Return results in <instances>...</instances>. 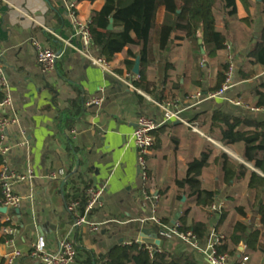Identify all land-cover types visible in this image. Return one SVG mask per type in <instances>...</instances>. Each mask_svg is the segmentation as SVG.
<instances>
[{"label":"crops","instance_id":"1","mask_svg":"<svg viewBox=\"0 0 264 264\" xmlns=\"http://www.w3.org/2000/svg\"><path fill=\"white\" fill-rule=\"evenodd\" d=\"M248 2L237 0V13L231 17L225 14L220 2L215 9L216 26L227 32L226 45L231 46L235 54L237 75L234 88L227 94V99L197 100L193 96L199 91L212 92L220 65L226 62L228 47L209 58L193 40L176 39L183 36L180 33L174 34L171 47L161 52L159 35L154 33L155 60L149 63L147 58L143 61L144 41L131 30L138 43L117 53L108 71L93 62V59L102 57L100 48L94 43L91 46L85 44L70 17V6L75 4L74 10L84 21L90 22L93 13L102 9L105 0H0V62L12 98V104L3 112L18 119L8 129L6 140L7 144L15 146L6 157L0 156V169L6 161L13 170L25 171L31 167L34 172L32 181L16 186V192L24 200L14 213L19 227L16 246L22 254L15 264H40L30 256V250L40 236L45 238L50 251H56L58 241L67 235L73 220L63 193L68 180L65 170L71 164L73 170L80 168L79 159L83 171L90 170L92 187L103 190L100 205L90 212V217L99 222L113 217L124 223L108 225L97 232L90 231L87 226L76 229L73 237L77 247L99 255L116 245L138 239L144 229L155 230V224L144 222L153 214L152 201L144 199V192L158 196L160 218L171 217L172 224H175L173 221L178 214L181 216L189 208L188 224L194 218L207 221L209 225L213 222L215 228L227 237L225 230H231L241 218L235 207H246V203L238 200L240 187H250L253 203L255 190L249 185L250 173L261 174V171L244 160L242 143L224 145L208 129L212 112L219 108L235 116L264 121V113L252 112L231 101L242 100L246 104L245 99L255 101L254 90L264 83V66L251 63L248 57L264 31V4L263 0ZM175 19L176 15L164 7L158 10L159 26L172 25ZM197 36L202 37L201 31ZM35 42L60 55L54 71L43 72L38 64ZM129 48L133 56L128 57ZM138 57L140 73L143 72L145 80L152 84L155 96H163L161 101L134 84L140 78V73L133 72ZM167 61L172 67H167ZM241 71L253 73L244 78ZM79 95L86 102V109L71 131L73 142L81 149L80 157L74 160L66 149V138L58 133L56 125L61 109ZM174 100L178 101L180 116L196 123L202 134L192 131L179 120L164 122V111L159 104ZM140 115L150 116L161 124L155 132L146 185L139 175L138 153L132 141ZM24 138L29 141V146H16ZM207 148L212 155L210 165L199 177L202 186L209 190L225 187L230 195L227 201L232 196L236 198L230 206L233 211L224 210L227 218L219 228L221 215L211 212L207 217L187 196L177 199L181 193L175 180L182 179L188 162L200 158ZM224 148L231 150L232 154L228 156L232 160L248 168L244 177L236 178L229 186L223 181L221 165L214 163L215 156L225 151ZM59 170H64V177H50ZM0 196L2 198L1 191ZM5 214L0 211V222ZM256 216L259 217L257 227L264 233V224L257 212ZM244 220L251 223L249 213ZM4 241L0 238V264H4V255L9 250ZM168 242L183 247L199 264L202 262L200 253L188 250L179 242ZM245 250L246 246L241 243L240 251L244 253ZM263 257V253L250 252L243 256V260L246 264H258Z\"/></svg>","mask_w":264,"mask_h":264},{"label":"trees","instance_id":"2","mask_svg":"<svg viewBox=\"0 0 264 264\" xmlns=\"http://www.w3.org/2000/svg\"><path fill=\"white\" fill-rule=\"evenodd\" d=\"M88 1L94 2L96 0ZM242 1L245 4L249 3L248 0ZM219 2L223 5L224 12L228 17L237 13V0H105L102 9L94 12L90 21L93 43L100 48L102 57L111 62L117 53L138 43L131 35V30H134L138 37L144 41L143 61L147 58L151 63L155 60L152 41L154 33L159 35L161 52L171 47L174 34L182 33L183 36H178L176 39H191L201 50L205 51L209 58H214L219 51L226 49L228 37L226 31L220 30L216 26L215 9ZM161 7L176 15L172 25L159 26L157 24V13ZM111 19L114 21L112 29L109 28ZM200 31L202 33L201 38L197 36ZM200 39L202 43H199ZM127 54L128 57L133 56L130 48ZM248 57L251 59V63L264 66V31L261 40L255 44ZM127 62L129 63L128 60ZM132 63L133 61H131ZM166 65L169 68L172 67L169 61ZM227 69V62L220 65L216 84L211 91L215 92L221 89L226 79ZM252 73L247 74L241 71V76L249 78ZM144 77V73L141 72L140 78L134 84L155 96L154 88L151 87L152 84L146 81ZM162 97L155 96L158 101H161ZM254 99L255 101L252 99L244 101L251 106L264 107V83L255 88ZM85 104L86 102L81 95L70 100L68 106L61 109L56 125L58 133L66 138V149L68 153L73 155L74 160L80 157L81 149L73 142L71 131L80 121L86 109ZM209 130L224 145L242 143L244 160L261 171V174L251 171L249 185L255 190V199L251 206L260 215V222L264 224V121L235 116L219 108L211 114ZM211 155L212 152L207 148L200 158L188 162L186 175L182 179L175 180V185L181 193L178 194L177 199L182 200L184 196H187L207 217L212 212L211 206L217 196V191L204 188L199 177L203 169L210 165ZM214 163L221 165L223 181L228 186L236 178L244 177L248 171L245 165L236 163L224 152L215 156ZM79 164L80 168L76 170H73V164L65 170L68 176L63 187L66 206L68 207L72 202H78L76 212H69L72 220L75 219L77 213L84 214L89 199L88 189L94 185L88 174L90 170L83 171L81 159H79ZM235 211L241 218L234 223L231 230H225L227 239L220 245V251L227 252L231 256L238 257L240 255L239 261H242L243 256L250 252L264 254V233L255 224L244 220L247 217L248 208L236 206ZM9 213L13 214L15 211ZM189 213V208L183 211L178 219L179 228L184 231L192 230L200 242H205L208 238L209 223L194 218L188 224ZM226 218L227 212L223 211L218 228L223 225ZM161 219L165 224H172L171 217ZM1 227L2 224L0 223V238L5 240L7 235L1 231ZM153 227L158 232V226L155 224ZM160 239L161 244L154 245L153 256L145 249L144 245L141 246L136 242L130 245L125 243L116 245L107 253L99 255L94 251L77 247L76 264H199L191 252L177 246V244L170 245L162 236ZM241 243L246 246L244 253L240 251Z\"/></svg>","mask_w":264,"mask_h":264},{"label":"built area","instance_id":"3","mask_svg":"<svg viewBox=\"0 0 264 264\" xmlns=\"http://www.w3.org/2000/svg\"><path fill=\"white\" fill-rule=\"evenodd\" d=\"M75 4L70 6V17L72 19L75 31L79 34L86 45L91 46L93 44V38L90 31V22L84 21L79 14L74 10ZM37 49L38 64L42 68L43 72L48 73L56 69L58 59L60 55L55 50L42 46L38 42H35ZM228 47V53L226 62L228 69L226 72V79L220 90L215 92L203 93L199 91L193 98L197 100L222 98L227 99V94L232 90L236 83L237 65L235 54L231 46ZM93 62L99 66L104 67L106 70H111L110 62L105 58L100 57L93 59ZM0 156L6 157L10 150L15 146L7 144L8 129L18 122L15 117H10L3 112V110L12 104V98L9 92V83L5 75L4 66L0 62ZM237 106H244L252 112L264 113V107H255L244 103L242 100H231ZM93 102L99 103V100ZM178 101H168L159 104L164 111V122L171 120H179L183 122L192 131L202 134L198 125L184 120L180 116V111L177 108ZM161 126L154 118L147 115H140L137 120L136 128L132 134V141L137 149L138 153V165L139 175L143 183L146 185L149 181V157L152 149L155 145L156 130ZM211 140V138H209ZM16 146L27 147L29 141L24 138ZM230 155L229 150H226ZM64 170L52 173L50 177L56 179L58 177H64ZM34 178V172L31 167H28L25 171L13 170L6 161L0 169V191L2 198L0 200V206L6 207L7 212L0 222L2 224L1 231L7 235L5 239V245L8 247V251L4 255V264H15L17 259L22 255L19 248L16 246V238L19 232V227L16 220V215L9 213L10 211L17 210L22 204L24 197L16 192V186L25 181H32ZM88 204L86 206L84 214L77 213L67 235L58 241V249L56 251H50L47 247V243L44 237L40 236L36 243L30 250V256L39 262L40 264H76L77 246L74 241L73 233L76 229L87 226L90 231L97 232L102 227H106L112 224H122L120 219L108 218L104 221H95L90 217V212L100 205V199L103 195V190L97 187H90L88 189ZM32 197V195H31ZM144 199L152 201L153 214L148 220H144L147 223L156 224L158 228V236H162L167 241H176L184 245L188 250L198 252L201 254L202 262L200 264H246L244 260L239 261L238 257L231 256L227 252L220 251V245H222L227 237L224 233L218 231L215 227L210 229L208 238L205 242H200L197 235L192 230H181L179 224L172 225L165 224L158 216L159 198L153 193L144 192ZM78 202H72L68 205L69 212H76ZM226 205L223 200L218 197L215 198L211 211L217 215H221ZM133 242L144 245L151 256L155 252V244L145 242L141 237L134 241H127L125 244H132Z\"/></svg>","mask_w":264,"mask_h":264},{"label":"rangeland","instance_id":"4","mask_svg":"<svg viewBox=\"0 0 264 264\" xmlns=\"http://www.w3.org/2000/svg\"><path fill=\"white\" fill-rule=\"evenodd\" d=\"M245 101H247V100L245 99ZM224 149H225V151H221V152L226 153L227 152L226 150L231 151L230 149H227V148H224ZM227 154L230 156L229 153H227ZM216 191H217V196H219L218 198L223 200L225 205H228V207H225L224 210H226L229 213L232 212L233 210H230V206L232 205V201H234V199H236V198L232 196V198H230V200L228 199V201H227V197H230V195H229L228 189L225 187H223V188L219 187L218 189H216ZM227 194H228V196H227ZM239 196H240V199L237 198L239 200V203H242V204L246 203V207L248 208V213H249V217H250V222L257 226V224H259V222L257 221L259 217L256 216V211L251 206L252 205V195H251L250 187L246 188V187H244V185H242L240 187ZM209 226H210L209 228L212 229L213 227H215V223L213 224V222H211V224ZM243 250H244V248H243ZM260 261H259L260 263H258V264H264V257Z\"/></svg>","mask_w":264,"mask_h":264},{"label":"water","instance_id":"5","mask_svg":"<svg viewBox=\"0 0 264 264\" xmlns=\"http://www.w3.org/2000/svg\"><path fill=\"white\" fill-rule=\"evenodd\" d=\"M110 29L113 28V19H111V24L109 26ZM200 43H202V40H200ZM203 53H205L204 50H202ZM133 72L135 74H139L140 73V58L138 57L136 59L135 65H134V69ZM0 211L6 213L7 212V208L6 207H0ZM180 216V214H178V216L175 218V220L173 221L174 223H176L178 217ZM141 238L148 243H154L156 245H160L161 244V239L159 238L158 234L155 232V230H150V229H144L142 234H141Z\"/></svg>","mask_w":264,"mask_h":264},{"label":"bare ground","instance_id":"6","mask_svg":"<svg viewBox=\"0 0 264 264\" xmlns=\"http://www.w3.org/2000/svg\"><path fill=\"white\" fill-rule=\"evenodd\" d=\"M231 152V151H230ZM234 154V153H233Z\"/></svg>","mask_w":264,"mask_h":264}]
</instances>
